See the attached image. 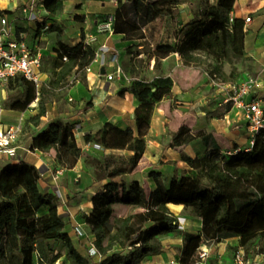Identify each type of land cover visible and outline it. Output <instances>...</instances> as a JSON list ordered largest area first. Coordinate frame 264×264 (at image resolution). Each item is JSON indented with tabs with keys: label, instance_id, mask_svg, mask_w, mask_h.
<instances>
[{
	"label": "trees",
	"instance_id": "16d2710c",
	"mask_svg": "<svg viewBox=\"0 0 264 264\" xmlns=\"http://www.w3.org/2000/svg\"><path fill=\"white\" fill-rule=\"evenodd\" d=\"M237 1L205 3L188 25L176 31L174 44L157 43L152 48L155 26L164 19L175 20L184 0H116L114 16L104 21H111L113 33L132 44L126 48L131 56V84L120 95L130 92L146 106L159 103L171 93L174 80L158 76L147 81L143 76L152 62L153 70L159 71L163 61L174 55L185 67L204 70L206 65L211 78L238 86L240 72L235 64L244 54L245 21L233 18L231 22ZM40 3L50 17L64 11V0ZM5 14L12 13L0 11L1 16ZM77 19L84 21L82 17ZM46 27L45 22L39 24L38 33ZM47 31H58L57 57L51 80L39 90L36 114L26 120L25 125L31 129L39 128L49 106L66 95L72 78L74 82H86V71L97 58L96 47L86 44L84 38L68 46L62 42L58 27ZM28 32L29 28L18 27L17 35ZM136 43L144 52L133 53ZM141 55L145 58L138 61ZM226 65L230 66L229 74L224 71ZM7 87L19 91L18 100L10 106L13 111H28L37 98L33 82L23 77L10 81ZM74 129L69 122H53L32 138L30 150L53 156L65 171L74 170L81 160L94 164L90 187L105 184L92 197V211L83 215L80 223L93 239L97 254L84 255L76 247V239L66 232L60 215L58 194L42 191L40 170L21 163L9 165L0 173V264H57L61 260L68 264H143L164 252L162 238L180 232L179 217L170 206H180L201 220L199 234H184L179 264H197L201 245L212 247L233 239L236 244L228 248L233 253L228 264L240 251L254 255L259 244L264 254V131L256 135L253 146L230 152L218 143L214 132H195L187 123L172 118L169 146L180 153L186 168L176 170L168 186L162 173L152 171L155 188L151 189L137 181L123 180L137 171L146 154L143 136L108 125L96 144L105 153L111 146L107 142L111 133L117 132L124 136L127 148L125 155L99 158L78 146ZM86 141L91 138L86 137ZM196 143L204 151L193 158L185 149Z\"/></svg>",
	"mask_w": 264,
	"mask_h": 264
},
{
	"label": "crops",
	"instance_id": "0c3cea01",
	"mask_svg": "<svg viewBox=\"0 0 264 264\" xmlns=\"http://www.w3.org/2000/svg\"><path fill=\"white\" fill-rule=\"evenodd\" d=\"M32 1L0 0V11L11 12L16 16V20L12 23L8 19L13 24L12 31L14 33H17L18 27L29 28V32L25 34L27 41L32 49L41 52L43 58L40 72L42 84L48 78L44 73V58L46 54L52 50L54 58L57 57L58 31H47L49 27H57L56 22L60 23L67 16H72L75 21L82 23L77 33L79 40L74 41V44L65 42L63 40V32L61 33V40L64 44L74 46L84 38L86 44L94 46L96 43V45L100 46V51L97 53V61L95 60L90 66L91 72L86 73V82H74V85L67 90L70 96L68 99L69 104L57 107L58 105L54 102L49 106H52L53 109L48 111V115L43 118L40 127L32 129L28 138L23 142V134H21L16 144L18 152L16 161L0 156V173L9 165L16 166L21 163L35 165L40 170L42 175L41 188L45 187L48 189V193H57L60 198V215L66 223V232H68L69 228L74 232L76 224L81 222V217L91 213L93 208L92 197L102 190L105 182L92 188L90 187L93 184V180L90 169L84 160H81L74 170H63V174L56 179L55 176L61 168L57 165L54 157L39 151L33 152L30 150L32 138L53 122L62 121L74 124V135L78 146L84 152L90 154L96 152L93 149V145L100 141L102 133L108 125L117 128L119 131L131 130L134 136H143L147 141L146 154L137 171L131 176L123 178V180L137 181L151 189L155 188L154 182L150 178L152 171L162 173L164 183L168 186L174 172L186 168V165L181 161L180 153L169 146L171 140L169 125L171 120L167 116L169 107L164 104H168L170 101L175 99L181 101L179 103L184 106L185 111L188 113L180 121L187 123L195 132L200 130L207 133L214 132L218 143L230 152L236 149L240 151L249 148L251 136L247 129L244 112L233 108L231 104L226 105L224 93L214 89L210 84L209 75L199 74L200 71L198 70L200 69L192 71L195 78L189 84H186L183 80L174 79L169 75L168 77L174 80L171 93L152 106L141 104L130 92H126L123 96L120 95V92L131 84L132 77L128 74L130 67L127 68L124 63L128 59L126 48L132 44L122 41V36L97 31L98 26L105 22V17L114 16L117 9L115 0H64V11L61 15L55 17H50L42 7L40 0H35L38 14L35 16L34 22L29 23L25 21L22 11ZM210 2L215 3L216 0H211ZM192 5L193 3L189 6L183 2L179 7L180 15L175 20L164 19L155 26L153 38L150 41L152 48L157 43L174 44L176 42V31L183 29L195 17V9H193ZM2 16L6 17V14ZM231 16L245 21L244 54L242 59L235 64L240 72L236 83L241 84L249 77H257L260 86L252 96L246 98V101H250L253 98H261L264 105V0H238ZM77 17L84 18V21H79ZM248 18L251 19L250 23H246ZM44 22L47 25L46 29H41L38 33L39 24ZM163 38H165L164 42L162 41ZM92 39L95 42H92ZM110 51L116 52L117 55L107 58L108 61L104 65L98 66L99 60L105 52ZM175 57L180 59L177 55H174L163 61L162 66L165 72L168 71L167 62ZM153 66L154 63L150 65L147 71L151 69L154 71ZM183 68L184 72H186V68L190 70L189 67L184 65ZM118 70L122 71V75H116L114 80L109 82L107 76L116 74ZM230 70L229 65L228 68L225 66L224 71L226 74H229ZM33 109L35 108H31V111ZM29 110L23 113L11 110L12 115H16L15 122L9 123L6 119L5 122L10 125L17 124L22 121L20 117L26 116ZM86 137H90L91 141L87 142ZM107 142L111 146L105 150V154L125 155L127 142L122 134L112 132ZM190 149L191 146L186 148L185 152L193 158L204 151L201 145L196 153L191 152ZM81 178L87 179L85 188L81 187ZM73 181L77 184L74 190L71 188ZM170 209L176 217H185L187 219L186 226L188 227L191 226V221H198L199 231L201 230V220L199 218L179 215L183 211L180 206H170ZM187 232L195 234L191 230ZM233 240L236 241L235 239ZM91 241H93L92 238ZM163 247V253L165 254L166 247L164 244ZM157 257L159 256L155 258ZM214 260L218 261V264H222V260L228 259L226 254L220 251L218 255L211 254V262Z\"/></svg>",
	"mask_w": 264,
	"mask_h": 264
},
{
	"label": "built area",
	"instance_id": "2783aa9c",
	"mask_svg": "<svg viewBox=\"0 0 264 264\" xmlns=\"http://www.w3.org/2000/svg\"><path fill=\"white\" fill-rule=\"evenodd\" d=\"M22 12L26 22H34L35 16L38 14L36 1L33 0ZM250 21V18L246 19V23H250ZM231 22H233V16H231ZM12 27L13 24L9 22L7 17H0V92L10 81L17 77H23L27 81L33 82L36 87L37 98L30 106V108H36L39 90L42 86L40 77L43 65L42 54L40 51L32 49L25 34L17 35V33L12 31ZM98 31L100 33L107 32L114 34L112 22L109 21L100 24ZM92 42H95V40L92 39ZM86 72L90 73L91 68L89 67ZM116 75H122V71L118 70L116 74L108 75L107 80L112 82ZM209 81L214 89L224 93L226 105L231 104L233 108L240 109L244 112L247 129L251 136L250 145L253 146L256 135L260 131H264V105L261 98H253L250 101H246V98L252 96L256 89L259 88V79L257 77H249L238 86L223 83L216 77H209ZM22 129V121L15 125L6 124L5 110L0 101V156H5L11 161L17 160L18 152L16 144L22 134ZM93 149L98 152L103 151V148L98 144L93 145ZM61 174H63V170L58 171L55 178L57 179ZM186 221L187 219L184 217L178 218V229L180 232L186 230ZM74 238L78 241L88 238L84 224H76ZM96 254L97 251L91 243L89 255L94 256ZM209 261L210 251L202 250L199 253V261L197 264H209ZM232 264H260V262L258 260L251 263L247 262L244 252L240 251L236 254Z\"/></svg>",
	"mask_w": 264,
	"mask_h": 264
},
{
	"label": "rangeland",
	"instance_id": "374dc122",
	"mask_svg": "<svg viewBox=\"0 0 264 264\" xmlns=\"http://www.w3.org/2000/svg\"><path fill=\"white\" fill-rule=\"evenodd\" d=\"M21 2V0H18ZM98 1V0H96ZM211 0H184L185 3H187L189 6L191 3H193L192 7L193 9H195V12H198V9L200 7H202L205 3L210 2ZM6 17H8V19L10 20V22H14L16 20V16L13 14H9L6 15ZM57 27L63 32V40L65 42H67L68 44H74V41L79 40L78 37V31L82 26V23L75 21V19L72 16H67L65 19H63L60 23L56 22ZM98 31V28H97ZM99 32V31H98ZM78 38V39H77ZM162 41H165V38L162 39ZM94 46L97 49V53H99V45H96V43L94 44ZM134 54H140V52H144V48L142 46L139 45V43H136V45H134L133 49H132ZM53 51L50 50L44 60V73L47 75V79L45 80V83H49V81L52 78V74H53V61L55 60L54 56H53ZM117 55L116 52L114 51H110V52H105V54L102 56V58L99 60L98 66L104 65V63H106L108 61L107 58H111L112 56ZM145 58V56H141V58ZM130 59L131 57L128 55V59L127 61L124 63V66H126L127 68L130 67ZM138 61H140V56L138 57ZM182 61L181 59H178L177 57L169 60L167 62V68L168 71L165 72L164 67L161 66L159 71H152V69L150 71L145 72V75L143 76L147 81H152L155 77L158 76H166L168 77L169 75H171L174 79H180L186 82V84H189L191 82L192 79L195 78V75L192 74V71L194 69H199L196 68L194 66H190V70H188V68H186V72H184V68L182 65ZM153 65V63L151 64ZM226 67L228 68V65H226ZM201 72V74H209L210 72L207 70V66H204V70H198ZM210 77V76H209ZM70 88L74 85V79L72 78L70 80ZM19 97V91L17 89H12L9 87H5L2 89L1 95H0V101L1 104L5 110V119L7 122L12 123L15 122L14 119L16 118V115H12L11 113V104H13L16 100H18ZM70 98V96L68 95V92L66 93V95L64 97H61L59 100H56V104L58 105L57 107H60V105H65L68 103V99ZM181 101L179 100H173L170 101L168 104H164L166 107H169V112L167 114V116H169L170 120H172V118H176L177 120H180L183 118V116L185 114H187L188 112L185 111L184 106L179 103ZM69 104V103H68ZM53 109V107H49V111H51ZM34 114H36V110L33 109L31 111V108L29 110V112L27 113V115L25 116H17L20 117V119H22L23 121V125L26 126V120L30 117L33 116ZM7 124V123H6ZM10 125V124H7ZM171 126V124L169 125V127ZM32 129L30 127H25V131L23 132V137H22V142L25 141L26 138H28V136L30 135ZM200 149V143H196L195 145L191 146L190 151L196 153L197 151H199ZM86 154H89L86 152ZM96 155L99 158H102L103 155H107L104 153V151L101 152H94L91 153ZM86 164L91 168V177L93 179L94 177V164L91 163L89 160H86ZM62 175V174H61ZM60 175V176H61ZM82 181V188H85V185L87 183V179H80ZM75 181L72 182L71 184V188L72 190H74L77 187V184L74 183ZM42 191L47 192L48 189H46L45 187L42 188ZM61 209V208H60ZM59 209V212H61V210ZM179 215H183V216H191L189 211H181L179 213ZM196 222V223H194ZM190 226V225H189ZM86 232L87 229L85 228ZM191 230L193 231L195 234H199V223L198 221H191V226L188 227L186 226V231L185 232H179L175 235H171L168 237H164L162 238V243L164 244V246L166 247L165 250V254H161L159 257L155 258H151L148 261H145V264H179V258L181 256V252H182V248H183V244H184V234L188 231ZM68 232L70 233V236L74 238V232H72V230L69 228ZM88 234V233H87ZM91 237L88 234V238H85L83 240H75V245L76 247L84 254V255H89V248H90V244H91ZM234 244H236V241L234 240H228L223 242L220 246L218 245H214L212 247H206L204 245H201V248L199 250V253L202 250H209L210 251V261L209 264H218V261H212L211 262V254L214 253L215 255H218L220 251H222L224 254H226L227 259L230 260L233 256V253L230 252L228 250L229 247L233 246ZM263 248L262 244H259V246L257 247V250L255 252V254H251V255H247L245 254V259L247 262L251 263L254 261H259L260 264H264V254L261 253V250ZM228 260H222V264H228ZM59 264H68L66 263L65 260H61L59 262Z\"/></svg>",
	"mask_w": 264,
	"mask_h": 264
},
{
	"label": "water",
	"instance_id": "95a60500",
	"mask_svg": "<svg viewBox=\"0 0 264 264\" xmlns=\"http://www.w3.org/2000/svg\"><path fill=\"white\" fill-rule=\"evenodd\" d=\"M103 73H104V71H103Z\"/></svg>",
	"mask_w": 264,
	"mask_h": 264
}]
</instances>
